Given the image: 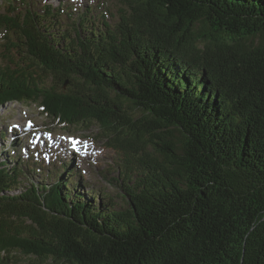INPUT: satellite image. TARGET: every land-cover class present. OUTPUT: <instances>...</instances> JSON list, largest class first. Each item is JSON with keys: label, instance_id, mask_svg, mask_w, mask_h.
Returning a JSON list of instances; mask_svg holds the SVG:
<instances>
[{"label": "trees", "instance_id": "1", "mask_svg": "<svg viewBox=\"0 0 264 264\" xmlns=\"http://www.w3.org/2000/svg\"><path fill=\"white\" fill-rule=\"evenodd\" d=\"M5 1L0 107L97 126L123 195L0 159V264H264V0Z\"/></svg>", "mask_w": 264, "mask_h": 264}, {"label": "rangeland", "instance_id": "2", "mask_svg": "<svg viewBox=\"0 0 264 264\" xmlns=\"http://www.w3.org/2000/svg\"><path fill=\"white\" fill-rule=\"evenodd\" d=\"M16 1L19 2V0ZM45 1L49 0H33L34 6H41ZM105 1L114 14L118 8L124 7L120 0ZM96 2L97 0H66V3L73 7L80 3L95 5ZM96 10L98 11V7ZM28 120L33 122V126L29 128L26 127ZM10 127L17 130V139L10 145L9 140H3L5 144L0 145V156L6 153L7 146L11 151L16 145L19 146V150L10 152L8 155H18L19 151L28 153L30 148L32 154L43 163L41 167L49 168L50 171H55L54 166L58 163L56 161L73 159L75 163L73 168L75 171H79L85 183L105 188L113 195L117 204L122 203L119 196L123 195V191L119 185H122L123 176L119 173L120 169H118L117 163H121L123 157L120 153L109 148L105 139L99 137L97 126H91L87 130H80L79 126L67 128L59 124L57 120L45 116L35 103L11 101L0 107V131L5 132L9 137L11 134L7 129ZM18 137L21 138L18 139ZM70 137L77 141L78 148L73 153L69 151ZM31 158L33 159V157ZM39 159L38 161H40ZM37 178L40 180L41 175H37ZM110 178H114L116 181L111 182Z\"/></svg>", "mask_w": 264, "mask_h": 264}, {"label": "bare ground", "instance_id": "3", "mask_svg": "<svg viewBox=\"0 0 264 264\" xmlns=\"http://www.w3.org/2000/svg\"><path fill=\"white\" fill-rule=\"evenodd\" d=\"M43 164V163H42Z\"/></svg>", "mask_w": 264, "mask_h": 264}]
</instances>
